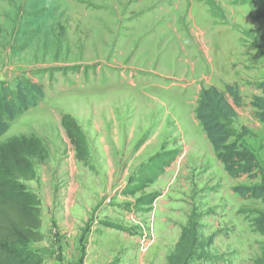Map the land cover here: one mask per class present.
Returning <instances> with one entry per match:
<instances>
[{
    "label": "rangeland",
    "instance_id": "obj_1",
    "mask_svg": "<svg viewBox=\"0 0 264 264\" xmlns=\"http://www.w3.org/2000/svg\"><path fill=\"white\" fill-rule=\"evenodd\" d=\"M42 85L37 107L15 119L4 142L37 135L28 188L41 198L44 264H168L194 224L189 264H257L260 199L233 179L196 118L203 88H236L234 138L264 168V123L251 102L264 80V6L257 0H0V81ZM234 104L232 95L227 93ZM71 113L90 157L79 161L61 125ZM179 156L146 189L121 192L154 154ZM157 192L150 207L137 199ZM213 236L212 245L202 243Z\"/></svg>",
    "mask_w": 264,
    "mask_h": 264
},
{
    "label": "trees",
    "instance_id": "obj_2",
    "mask_svg": "<svg viewBox=\"0 0 264 264\" xmlns=\"http://www.w3.org/2000/svg\"><path fill=\"white\" fill-rule=\"evenodd\" d=\"M257 1L264 6V0ZM258 87L260 94L253 98L251 105L257 118L264 123V80ZM227 93L232 95L234 104ZM43 97V87L37 82L20 78L12 86L0 81V141L11 123L27 110L37 107ZM241 105L242 96L236 88L228 85L226 92L212 85L201 90L195 114L229 177L261 178L259 184L239 185L234 191L243 198L264 202V168L250 146L234 138L231 129V122L238 115L236 106ZM61 125L77 159L87 162L90 146L77 119L71 113H62ZM179 153L178 150H162L151 156L129 178L121 193L134 196L146 189L172 165ZM47 155L44 142L37 135L13 136L0 142V264H44L43 256L30 247L32 242L43 240L40 231L42 201L26 182L37 176L33 158L44 159ZM158 197L157 192L142 195L137 199V207H150ZM253 224L264 235V213L256 217ZM193 229L192 223L182 228L176 249L168 257V264H189L190 247L196 237ZM213 242L214 237L211 236L201 248L205 249ZM257 264H264V250Z\"/></svg>",
    "mask_w": 264,
    "mask_h": 264
}]
</instances>
